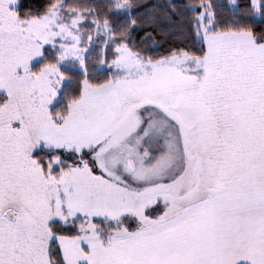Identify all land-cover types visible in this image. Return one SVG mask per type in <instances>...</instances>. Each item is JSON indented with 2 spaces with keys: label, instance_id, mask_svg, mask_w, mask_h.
<instances>
[{
  "label": "snow or ice",
  "instance_id": "1",
  "mask_svg": "<svg viewBox=\"0 0 264 264\" xmlns=\"http://www.w3.org/2000/svg\"><path fill=\"white\" fill-rule=\"evenodd\" d=\"M0 264H264V0H0Z\"/></svg>",
  "mask_w": 264,
  "mask_h": 264
}]
</instances>
